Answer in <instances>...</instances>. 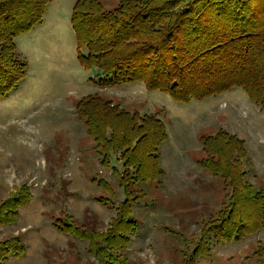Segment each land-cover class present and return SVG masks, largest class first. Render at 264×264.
Instances as JSON below:
<instances>
[{"label": "rangeland", "instance_id": "1", "mask_svg": "<svg viewBox=\"0 0 264 264\" xmlns=\"http://www.w3.org/2000/svg\"><path fill=\"white\" fill-rule=\"evenodd\" d=\"M75 1L51 0L42 23L15 38L28 69L18 88L0 98V249L18 240L25 251L0 253V264H191L188 258L192 264H264V228L231 242L204 233L230 206L232 189L200 162L207 155L201 137L227 130L244 140L246 179L264 189V112L241 88L185 103L141 82L100 84L96 69L78 59ZM103 1L106 8L118 2ZM88 95L139 115L155 114L168 133L158 149L159 180L131 202L137 230L129 232L125 248L111 252L117 262L96 253L81 231L99 235L98 245L105 242L115 206L126 198L119 154L103 165L97 141L77 113V102ZM17 203L14 216L8 210ZM68 221L80 228L77 236L55 225ZM199 245L208 246V256L194 254ZM103 247L101 253L110 251Z\"/></svg>", "mask_w": 264, "mask_h": 264}, {"label": "trees", "instance_id": "2", "mask_svg": "<svg viewBox=\"0 0 264 264\" xmlns=\"http://www.w3.org/2000/svg\"><path fill=\"white\" fill-rule=\"evenodd\" d=\"M50 1L0 0V98L16 90L27 73L16 36L42 23ZM71 24L78 59L96 69L100 84L141 82L185 103L241 88L264 112V0H118L113 8H106L103 0H76ZM76 110L97 141L101 163L108 166L119 154L124 168L118 178L126 198L115 206L117 218L105 242L98 245L99 235L81 230L96 253L117 262L113 250L125 248L129 232L137 230L131 202L162 173L158 149L168 138L166 125L155 114L119 109L97 95L81 98ZM201 138L207 155L200 162L232 189L230 206L220 209L223 214L210 227L204 225V233L212 231L219 241L231 242L262 230L264 189H255L246 179L244 164L250 160L244 140L223 129ZM103 185L112 191L108 182ZM19 205L8 212L17 216ZM69 221L55 225L77 236L80 228ZM103 244L110 248L106 254L101 253ZM207 247L197 246L194 254L208 256ZM24 251L18 240L0 249L3 257Z\"/></svg>", "mask_w": 264, "mask_h": 264}]
</instances>
